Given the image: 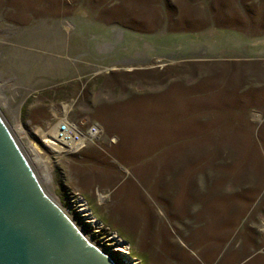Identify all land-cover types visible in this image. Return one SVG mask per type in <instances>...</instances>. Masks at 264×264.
I'll return each mask as SVG.
<instances>
[{
  "label": "rangeland",
  "instance_id": "rangeland-1",
  "mask_svg": "<svg viewBox=\"0 0 264 264\" xmlns=\"http://www.w3.org/2000/svg\"><path fill=\"white\" fill-rule=\"evenodd\" d=\"M0 114L119 263L264 264V0H0ZM63 115L99 139L54 152Z\"/></svg>",
  "mask_w": 264,
  "mask_h": 264
},
{
  "label": "water",
  "instance_id": "water-1",
  "mask_svg": "<svg viewBox=\"0 0 264 264\" xmlns=\"http://www.w3.org/2000/svg\"><path fill=\"white\" fill-rule=\"evenodd\" d=\"M135 261L121 253L123 264ZM0 264H115L44 193L1 114Z\"/></svg>",
  "mask_w": 264,
  "mask_h": 264
},
{
  "label": "built area",
  "instance_id": "built-area-1",
  "mask_svg": "<svg viewBox=\"0 0 264 264\" xmlns=\"http://www.w3.org/2000/svg\"><path fill=\"white\" fill-rule=\"evenodd\" d=\"M51 139L49 142L43 141L49 148L54 152H69L76 153L83 148H85L88 143H94L99 139L101 134V129L95 122H89L87 120H80L75 122L63 115L59 117L56 122L51 127ZM71 206L73 211L81 218L85 223L90 225L93 230H99L102 228L98 220L95 219L92 211L88 207L85 198L79 193H73L71 196ZM85 208V209H84ZM84 210V211H82ZM112 233L110 232V235ZM113 236V235H112ZM118 240L117 244H122L124 240L119 239L117 236H113ZM126 246V250L129 253V245L127 243L123 244ZM116 244L113 246L115 248ZM116 251V250H115ZM123 253V252H121ZM139 263L138 261L134 262Z\"/></svg>",
  "mask_w": 264,
  "mask_h": 264
},
{
  "label": "bare ground",
  "instance_id": "bare-ground-1",
  "mask_svg": "<svg viewBox=\"0 0 264 264\" xmlns=\"http://www.w3.org/2000/svg\"><path fill=\"white\" fill-rule=\"evenodd\" d=\"M41 187L43 188L44 193L60 208V210L69 218V220L75 225V227L79 230V232L84 236V238L91 244H93L94 246H96L101 252H103L105 255H107L115 264H120L114 257H112L110 255V253H108L107 251H105L104 249H102L98 244L94 243L87 235L86 233L81 229V227L79 226V224L69 215L67 210H64L62 205L51 195L47 194V190L44 188L42 182L40 181ZM85 209V208H84ZM66 211V212H65ZM84 211V210H82ZM126 246L121 245L118 246L116 248V250L118 251H122L123 253L127 254V250L125 249Z\"/></svg>",
  "mask_w": 264,
  "mask_h": 264
}]
</instances>
